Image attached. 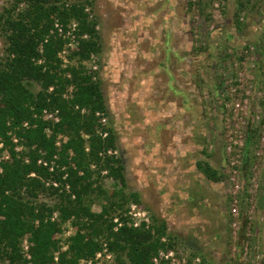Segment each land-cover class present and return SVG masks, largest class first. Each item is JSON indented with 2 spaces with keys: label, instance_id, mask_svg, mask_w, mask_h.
I'll use <instances>...</instances> for the list:
<instances>
[{
  "label": "rangeland",
  "instance_id": "1",
  "mask_svg": "<svg viewBox=\"0 0 264 264\" xmlns=\"http://www.w3.org/2000/svg\"><path fill=\"white\" fill-rule=\"evenodd\" d=\"M14 7L18 13L26 4L0 0V18ZM86 7L101 47L87 69L101 82L102 118L116 135L114 153L124 166L125 194H139L138 203L114 209V219L128 218L130 206L137 204L149 212V227L153 218L165 223L179 256L206 264H245L240 250L247 229L251 252L264 246V161L262 155L252 157L264 121L238 122L242 132L245 127L252 132V152L241 165L246 187L239 195L240 231L234 234L224 176L225 102L231 91L224 83L242 66L247 46L262 43L264 0H92ZM3 30L0 25V60L7 47ZM258 76L264 87V64ZM206 162L221 170L222 182L208 180L201 168ZM256 166L259 171L252 174ZM102 176L104 193L93 197L94 212L101 211V203H110L104 196L118 202L111 196L122 190L105 172ZM38 202L55 206L59 199L41 194ZM7 261L0 256V264Z\"/></svg>",
  "mask_w": 264,
  "mask_h": 264
},
{
  "label": "trees",
  "instance_id": "2",
  "mask_svg": "<svg viewBox=\"0 0 264 264\" xmlns=\"http://www.w3.org/2000/svg\"><path fill=\"white\" fill-rule=\"evenodd\" d=\"M20 2L26 4L23 11L16 13L14 7L0 18L7 39L5 58L0 60V141L10 153V159L0 164V256L20 264V244L28 237L31 261L51 264L53 253L61 248L62 226L71 221L77 231L67 239L61 264L92 258L103 243L119 264H152L160 250L174 248L165 223L153 218V226L134 228L121 218L123 225L115 230L114 209L124 211L129 202L138 203L139 194L131 198L125 194L124 166L114 153L116 135L97 116L106 112V106L101 82L86 65L101 51L97 24L86 12L92 0ZM55 19L65 28L75 21L78 35H87L70 53L65 68L59 53L67 41L54 32ZM46 109L57 110L60 121H45ZM10 133L21 140L23 154L15 152ZM201 168L209 181H223L221 170L207 162ZM103 172L122 190L111 196L118 197V202L104 196L110 203H101V211L94 212L93 197L104 193L99 186ZM41 194L58 197L59 203H39ZM55 212L59 218L52 221Z\"/></svg>",
  "mask_w": 264,
  "mask_h": 264
},
{
  "label": "built area",
  "instance_id": "3",
  "mask_svg": "<svg viewBox=\"0 0 264 264\" xmlns=\"http://www.w3.org/2000/svg\"><path fill=\"white\" fill-rule=\"evenodd\" d=\"M86 12L88 13L90 19H92V14L90 13L89 8H86ZM79 25L77 22H71L66 28L61 24V22L57 19L54 21V32L58 34L63 40L67 41L64 49L59 53V58L62 63V67H66L69 64V55L72 51L76 50L79 46L80 39H86L87 35H83L80 37L78 35ZM42 51V49H40ZM242 66L235 70L234 73H229L227 77L229 78L224 86L226 89L231 91L230 97L231 99L225 102L226 110L228 111L226 118L227 121V131H226V143H225V152H226V170L224 172V176L226 178V182L230 187V207L229 213L233 218L231 221L232 229L234 230V234H236V230L240 231V220L242 219V213L239 209L241 200L239 195L245 191L246 182L243 181L244 177L241 174V165L242 161L250 153L252 152L251 140L252 132H248L245 128L244 132H242L239 123L242 125H247L250 122L253 124H260L264 121V115L262 114L264 106V87L260 84V79L258 73L262 65L264 64V34L262 37V43L259 46L249 45L245 49L242 56ZM91 62L95 63V55L91 56ZM237 66V65H236ZM94 70L97 69V66H93ZM250 72H253V76H250ZM249 107V108H248ZM252 110V111H251ZM83 113L85 110L82 111ZM262 114V115H261ZM97 116L103 117V114L97 113ZM43 119L47 122L56 124L60 121L58 111L44 110L43 111ZM101 123L105 125V119H101ZM25 128H28V124L25 123L23 125ZM248 126V125H247ZM254 130H257V127L254 126ZM47 134L50 135L51 131L48 129ZM260 136V140L258 145L255 146V150L252 153V157H261L263 156L264 161V130L258 132ZM12 143L15 145V152L19 155L23 154L24 146L21 144V140L14 134L10 133ZM107 134L105 133L104 136ZM57 142V145L61 144L60 141ZM249 140V145H248ZM249 147L248 150L246 149ZM4 149V152L2 150ZM256 149H260V152L256 151ZM88 150V148H87ZM248 151V154H247ZM10 159V153L7 149H5L4 142L0 141V164L3 161H8ZM28 162V159H26ZM41 164L47 165V163L40 161ZM264 167V164H262ZM53 170V168H51ZM259 171L257 166L254 168L252 174H257ZM251 171V169H250ZM0 172L2 173V168L0 166ZM34 176V174H32ZM242 177V178H241ZM55 186H57L54 183ZM253 212H248V219H251V214ZM127 219V225L129 227L140 228L143 225L146 228H149L151 224V217L149 212L142 211L137 206V204H132L130 206V210L127 211L125 215ZM59 218V213L55 212L52 217V221H56ZM115 230L117 231L123 223L119 218L114 219ZM71 221H68L62 226V232L58 236L61 239V248L60 251H55L53 253V261L51 264H61L60 262V254L68 250V242L67 239L74 236L76 234V228L71 227ZM69 228L66 230V228ZM251 236L250 229L246 230L245 238L243 240V248L240 250L242 253V258L240 261L245 264H264V246H256L254 248L253 253L252 248L249 243V239ZM163 242H167L166 238L162 239ZM21 252L23 254V260L20 264H35L31 261L30 256V243L28 237L24 238L20 244ZM9 263V261H7ZM78 264H119L114 253L109 251V247L106 243L102 244V250L99 251L92 258H83L78 261ZM152 264H204V262L200 258H196L193 261H189L185 256H179L175 252V250H160L158 254H156L152 258Z\"/></svg>",
  "mask_w": 264,
  "mask_h": 264
},
{
  "label": "crops",
  "instance_id": "4",
  "mask_svg": "<svg viewBox=\"0 0 264 264\" xmlns=\"http://www.w3.org/2000/svg\"><path fill=\"white\" fill-rule=\"evenodd\" d=\"M212 182V181H211ZM212 183H215V182H212Z\"/></svg>",
  "mask_w": 264,
  "mask_h": 264
}]
</instances>
